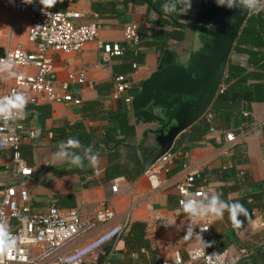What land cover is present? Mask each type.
<instances>
[{
	"label": "crops",
	"instance_id": "1",
	"mask_svg": "<svg viewBox=\"0 0 264 264\" xmlns=\"http://www.w3.org/2000/svg\"><path fill=\"white\" fill-rule=\"evenodd\" d=\"M198 7L199 0H191L190 9L186 13L181 11L186 16L182 21V38L166 40L165 47L158 49L156 46L145 47L144 43L150 41L152 31L171 32L172 28L156 13H148L144 6L132 5L128 0H60L57 6L58 10L83 14L81 24L89 23L96 15L102 26L99 40L119 43L127 55L102 60L103 54L96 43H87L78 53L50 54L58 83L66 81L70 72L85 73L84 85L70 84L72 97L81 104L43 103L38 106L40 108L27 107L25 127L27 131H34L35 137L25 140L20 151L33 175L25 178L14 173L11 151L0 150V190L11 187L15 197L19 191H26L33 209L42 210L52 204L59 208H76L84 219L92 218L99 203L105 201L116 215L112 224H123L126 219L130 224H144V237L150 250L128 252L121 237L93 255L91 261L96 264L103 261L107 264H157L164 260L169 262L175 251L181 254L183 264H188L187 251L198 243L193 235H187V217L177 208L174 189L184 164L209 172L207 186L211 191L208 197L215 194L216 187L224 186L227 199L235 201L243 193L255 192L254 185L264 181V102L250 105L251 123L246 128L242 123L235 133L226 131L242 137V142L229 153L221 150L225 143L223 133L208 131L201 140L187 144L184 151L176 153L169 172L159 177L160 189H152L144 176L152 165L147 159L158 146L152 137L144 138L145 128L136 124L130 105L124 103L123 98L132 90L138 92L142 82L156 71L165 49L174 55L190 49L189 40L199 38V35H192L186 23ZM16 16L24 19L22 34L16 32L13 24ZM30 24V14L0 6V56L9 48L34 50V45L28 41ZM128 24L136 26L141 40L139 56H142V63L134 64L135 68L130 65L132 59L128 54L134 46L123 39V30ZM229 59L240 64L246 62L244 55L233 51ZM127 70L131 89L120 99L127 106L128 124L134 128V136L128 147L114 148L104 142L105 131L110 126L108 114L117 113L120 107L119 101L111 97L113 78ZM12 82L13 76L0 70V94L8 90ZM189 129L179 134L174 144ZM69 139L78 141L79 147L68 146ZM60 151L67 155L62 160H54L53 154ZM76 154L88 162L89 169L71 165L72 157L78 156ZM92 157L96 158L94 163ZM232 168L245 173L249 186L237 189L233 178L217 182L222 170ZM115 181L117 191L113 193L110 187ZM259 205L252 218L236 228H231L233 221L227 211L222 218H210L211 246L225 252L232 264H264V227L259 225L264 221V203ZM242 227L246 231H241Z\"/></svg>",
	"mask_w": 264,
	"mask_h": 264
},
{
	"label": "built area",
	"instance_id": "2",
	"mask_svg": "<svg viewBox=\"0 0 264 264\" xmlns=\"http://www.w3.org/2000/svg\"><path fill=\"white\" fill-rule=\"evenodd\" d=\"M60 0H0V6H5L13 12L28 13L31 24L28 29V41L34 45L33 51L21 48H9L0 56V60L12 62L10 72L21 69L13 76L10 88L0 94V99L13 93H22L27 100L22 118L4 120L0 117V150L11 151L13 172L21 177L30 178L33 170L28 167L21 156V146L27 139L35 137L34 131L26 130L27 107L43 103L73 104L79 106L78 99L72 97L70 84L84 85L85 73H68L67 80L58 83L53 67L51 53H78L87 43H96L102 60L121 57L124 48L117 42H102L99 40L101 23L94 15L89 23H79L84 15L75 11L58 10ZM264 6V0H257L256 12ZM250 12V13H251ZM125 43L134 47L140 43V35L135 25L128 24L123 30ZM133 65L132 68H135ZM96 68V66H95ZM9 74L8 72H5ZM130 89L128 77L117 75L113 78L111 97L118 99ZM223 89L222 84L219 91ZM132 96H125L124 102L130 105ZM247 113H243L246 116ZM207 121L211 116L205 114ZM210 132H215L210 129ZM222 152L229 151L242 142V137L233 132H224ZM176 153L168 150L161 155L144 172V176L154 190L160 189V175L167 174ZM200 170L189 165H183L180 176L174 184L176 204L183 210L181 201L187 198L202 199L203 194L211 189L197 186ZM240 176L244 175L239 171ZM116 193V181L110 187ZM254 213V212H253ZM186 214V213H185ZM185 228H192V235L198 245L187 251L188 264H232L225 252H218L209 247L210 218L197 219L194 222L186 214ZM116 215L109 205L99 203L90 219L80 216L76 208H59L50 205L45 209H33L30 197L26 191L13 195L11 187L0 190V232H6L10 245H0V264H96L91 261L93 255L101 251L105 245L117 242L129 229L126 219L123 224H112ZM264 227V221L259 224ZM237 225L232 222L231 228ZM241 231H246L245 227ZM206 246L201 250L200 238ZM133 255H131L132 257ZM102 264H107L103 261ZM157 264H183L178 251L172 254L171 260L160 261Z\"/></svg>",
	"mask_w": 264,
	"mask_h": 264
},
{
	"label": "water",
	"instance_id": "3",
	"mask_svg": "<svg viewBox=\"0 0 264 264\" xmlns=\"http://www.w3.org/2000/svg\"><path fill=\"white\" fill-rule=\"evenodd\" d=\"M251 8L245 0L228 6L215 0H199L186 27L199 38L178 54L165 49L153 73L142 82L130 102L144 138L150 136L158 150L148 159L153 164L173 147L177 136L201 120L219 92L232 48ZM234 21V22H230Z\"/></svg>",
	"mask_w": 264,
	"mask_h": 264
},
{
	"label": "trees",
	"instance_id": "4",
	"mask_svg": "<svg viewBox=\"0 0 264 264\" xmlns=\"http://www.w3.org/2000/svg\"><path fill=\"white\" fill-rule=\"evenodd\" d=\"M164 2L165 0H128V3L132 5L144 6L148 13H156L162 21L172 28L171 32L152 31L150 41L144 43L145 47L156 46L158 49H162L165 47L166 40H180L182 38V29L184 28L182 21L186 16L181 11L166 14L162 10V4ZM178 7L180 6L178 5ZM140 47L141 43L128 52L129 57L132 59L130 65L142 63V56H139ZM232 51L244 55L246 62L240 64L231 59L228 60L222 80L223 89L217 93V96L206 113L211 116L210 121H207L206 117H203L192 125L189 132L184 134L174 144L172 148L173 153L184 151L187 144L201 140L203 135L210 129L222 133L229 130L234 132L242 123L244 124V128L251 123V118L248 114L250 105L252 103L264 102V6L256 12H251L245 20ZM124 54H126L125 51H123ZM128 72L129 70L119 75L126 76ZM136 93L137 90L128 92L131 96ZM120 97L117 99L120 103L117 113L108 114L110 126L106 129L104 136V142L106 144H112L114 148L128 147L130 140L134 136V128L128 124L127 106L124 104L125 102L123 103L124 98L122 97L123 101L121 102ZM38 106L35 108H40ZM243 113H247V115L243 116ZM262 132L264 134V125L262 126ZM83 146L85 147V144ZM76 155L79 156V154ZM83 160L80 157V165L88 167V162ZM238 173L233 168L222 170L220 177L217 178L220 181L217 182H226L228 179L233 178L237 184V189L249 186L245 173L243 176H240ZM208 175V171L200 170L197 178V186H207L209 180ZM254 188H256L255 192L243 193L235 201L227 199V189L224 186L216 187L215 194L219 193V199L226 203L238 201L244 205L248 215L238 217L241 224L252 218L253 211L260 206L259 204L264 203V181L256 183ZM144 236V224L139 222L131 223L127 233L122 237L124 247L128 252L134 253H137L140 249L150 250V244ZM208 238L209 247L212 248L210 236ZM218 252L220 251L218 250Z\"/></svg>",
	"mask_w": 264,
	"mask_h": 264
},
{
	"label": "clouds",
	"instance_id": "5",
	"mask_svg": "<svg viewBox=\"0 0 264 264\" xmlns=\"http://www.w3.org/2000/svg\"><path fill=\"white\" fill-rule=\"evenodd\" d=\"M11 3L12 0H9ZM216 4L223 5L226 0H215ZM228 6H232V0H227ZM245 3L249 8H255L257 0H245ZM178 5L180 7H178ZM191 7V0H165L162 4V10L166 14L177 13V12H187ZM234 22V21H230ZM12 68V62L7 60H0V70L8 72L11 76H16L15 72H10ZM27 103L26 97L22 93H13L9 97H5L0 99V117L4 120H9L15 118H22L24 116V108ZM67 145L72 148L79 147V142L76 140L69 139L67 141ZM63 148L64 145H61ZM65 155H67L64 151H60L53 154V159L58 161L62 160ZM92 162H95V157H92ZM71 165L76 167H80V157L74 156L71 159ZM183 211L188 215L190 220L194 222L197 219H205V218H222L225 211L229 214L230 219L237 226L240 224V220L238 217L247 216V209L243 204L237 202L226 203L223 200L219 199V193L212 195L210 198L204 193L202 199H192L187 198L181 201ZM187 235L190 237L192 235V228H188ZM200 239L201 250H204V243ZM0 245L5 247L9 246L8 235L6 232H0Z\"/></svg>",
	"mask_w": 264,
	"mask_h": 264
},
{
	"label": "rangeland",
	"instance_id": "6",
	"mask_svg": "<svg viewBox=\"0 0 264 264\" xmlns=\"http://www.w3.org/2000/svg\"><path fill=\"white\" fill-rule=\"evenodd\" d=\"M14 27L17 33H21L22 34V26L24 24V19L21 16H16L14 19ZM194 33H197L196 31H191V34L194 35ZM124 264H131L130 262H125Z\"/></svg>",
	"mask_w": 264,
	"mask_h": 264
}]
</instances>
